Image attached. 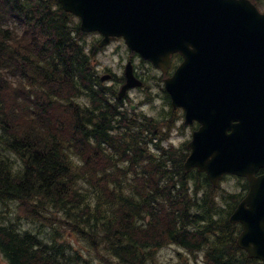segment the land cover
Here are the masks:
<instances>
[{
    "label": "trees",
    "instance_id": "trees-1",
    "mask_svg": "<svg viewBox=\"0 0 264 264\" xmlns=\"http://www.w3.org/2000/svg\"><path fill=\"white\" fill-rule=\"evenodd\" d=\"M84 36L56 0H0L7 263L81 264L85 256L64 240L76 233L126 264H157L153 250L166 244L204 250L208 264H264L237 245L241 226L229 216L241 196H220L205 173L186 172L185 144H159L162 123L171 121L121 110Z\"/></svg>",
    "mask_w": 264,
    "mask_h": 264
},
{
    "label": "water",
    "instance_id": "water-1",
    "mask_svg": "<svg viewBox=\"0 0 264 264\" xmlns=\"http://www.w3.org/2000/svg\"><path fill=\"white\" fill-rule=\"evenodd\" d=\"M82 18L84 30L123 35L145 59L167 70L170 55L184 60L165 79L186 124L202 126L188 144L185 167L206 171L214 186L224 173L245 175L250 191L231 216L242 222L238 245L264 261V13L250 0H59ZM126 91L142 83L126 67ZM104 79V78H103Z\"/></svg>",
    "mask_w": 264,
    "mask_h": 264
},
{
    "label": "rangeland",
    "instance_id": "rangeland-1",
    "mask_svg": "<svg viewBox=\"0 0 264 264\" xmlns=\"http://www.w3.org/2000/svg\"><path fill=\"white\" fill-rule=\"evenodd\" d=\"M255 1L260 9L264 10V0ZM98 39L99 35L97 34L89 35L86 38L89 45L94 44ZM130 57H132V53L123 41L116 40L111 42L109 45L100 49L96 56L99 73L101 75L107 73L121 76L123 74L124 65ZM132 59L139 74L147 80L148 86L144 89L137 88L131 90L128 95V105L131 102L137 105L138 107L136 108L138 112H140V115L145 113L161 119L165 116L168 117L170 105L162 90L163 81L161 82V79H159V76H162L161 73L137 55L133 56ZM107 69H111V71H107ZM106 83L110 86L114 82L110 80ZM176 114H178V112H176ZM180 118L181 116L178 114L177 121L173 123L172 127H168L167 136L162 139L165 141V146L171 144L172 146H181L182 143L189 141L191 138L192 128L187 125L183 126V119L181 120ZM221 187L222 191H220V193L223 191L226 194L230 191L238 192L240 190L239 180L234 178V176H230L227 180L223 181ZM25 224L27 223L25 222ZM41 229L43 231L47 230L45 227H41ZM65 239L72 244V248L73 246H75V248L77 247L79 252H90V256L86 255L85 264H125L110 255L108 251L100 253L88 251L87 244L83 241L84 239L81 240L76 235H71V237L66 236ZM153 253L159 264H206L203 259L204 252L202 250L196 251L193 255L182 247L166 244L156 251L153 250ZM0 264H7L1 253Z\"/></svg>",
    "mask_w": 264,
    "mask_h": 264
},
{
    "label": "bare ground",
    "instance_id": "bare-ground-1",
    "mask_svg": "<svg viewBox=\"0 0 264 264\" xmlns=\"http://www.w3.org/2000/svg\"><path fill=\"white\" fill-rule=\"evenodd\" d=\"M2 140V139H1ZM106 231V230H105Z\"/></svg>",
    "mask_w": 264,
    "mask_h": 264
}]
</instances>
